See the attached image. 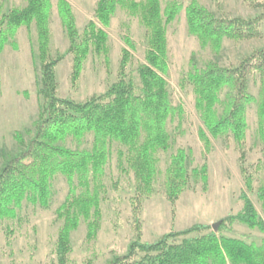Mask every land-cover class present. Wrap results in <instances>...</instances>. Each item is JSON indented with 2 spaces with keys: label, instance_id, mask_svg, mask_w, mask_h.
Segmentation results:
<instances>
[{
  "label": "rangeland",
  "instance_id": "1",
  "mask_svg": "<svg viewBox=\"0 0 264 264\" xmlns=\"http://www.w3.org/2000/svg\"><path fill=\"white\" fill-rule=\"evenodd\" d=\"M68 1L80 34L90 22L98 23L99 0ZM118 1L110 24H99L108 36L107 50L98 53L91 46L79 79L74 82V56L69 51L70 40L58 10L59 0H51L49 58L59 59L55 69L59 97L86 102L104 94L118 80L125 48L133 54L128 69L139 81L137 68L146 61L148 32L140 14L125 4L129 1ZM198 1L216 18L251 19L263 12L248 0ZM176 2L181 5V10L167 23L168 68L163 75L176 111L166 123L169 148L153 153L152 192L142 197L136 209V178L127 161L129 148L108 136L104 139L105 163L98 178L91 172L96 178L91 177L88 183H83L77 174L70 178L57 172L49 178L46 203L33 189L11 201L5 217L0 219V264H111L117 255L127 251L139 233L142 241L152 243L168 233L181 232L196 224L207 226L188 236L174 238V242L179 243L184 238L213 232V225L220 221L216 232L219 237L264 245V231L250 228L238 220H223L242 211L241 194L247 190L245 174L252 172L253 187L248 193L264 217L263 203L258 196L264 171L255 170L257 163L264 162L259 76L250 77L249 90L256 101L246 109L247 129L242 141H237L231 132L213 136L206 128L189 77L191 72L202 71L209 63L221 67L238 66L264 46V38H226L219 49L210 43L205 45L188 26L186 9L191 0H160L162 13L165 15ZM26 5L27 0H0V20L13 9ZM128 38L134 42V48L128 45ZM6 39L0 52V169L33 137L46 104L41 92L43 61L36 22L20 25L14 33H8ZM233 94L229 88L222 89L220 101L215 106L218 118L227 110ZM202 131L207 134L206 142L201 138ZM95 143V133L88 131L79 137L68 135L59 140L58 145L72 151L91 152ZM181 150L185 153L189 179L173 204L166 189V173L173 155ZM86 191L97 194V204L90 206L89 216H81L78 226L71 231L69 251L65 262H61L57 244L64 222L62 207L72 193L79 195ZM229 264L234 263L229 261Z\"/></svg>",
  "mask_w": 264,
  "mask_h": 264
},
{
  "label": "trees",
  "instance_id": "2",
  "mask_svg": "<svg viewBox=\"0 0 264 264\" xmlns=\"http://www.w3.org/2000/svg\"><path fill=\"white\" fill-rule=\"evenodd\" d=\"M125 3L139 13L148 32L146 61L137 68L139 81L128 66L132 58L129 48L123 50L118 80L104 94L94 96L86 102L61 98L57 94V60L49 58L51 0H27L24 8H15L0 20V52L8 33H14L20 25L37 24L41 69V92L46 98L36 131L23 150L10 157L0 169V219L4 218L8 206L15 197L33 189L44 203L48 200L49 178L62 172L70 178L77 174L80 182L88 183L91 177L99 176L105 163L104 139L111 136L129 148L127 161L136 178L137 197L135 208H139L142 197L152 192L155 178L153 153L157 149H168L170 137L166 123L176 109L171 104L169 89L164 74L168 68L167 23L181 10L179 3L168 9L167 19L161 11L160 0H144ZM263 12L254 18H216L198 0H191L186 9L190 32L205 44L219 49L224 39L247 40L264 38V0H248ZM118 0H99L96 21L85 28L83 34L77 29L76 17L68 0H59L58 10L70 40L69 51L74 56L73 80L77 82L90 47L96 52L107 50V33L101 25L110 24ZM128 45L135 44L129 38ZM257 74L260 79L259 112L264 120V46L252 52L238 66L221 67L209 63L202 71L189 74L197 96V108L206 128L213 136L231 132L237 141L245 138L247 129L246 109L256 101L250 93V77ZM229 88V106L218 118L215 106L220 101L222 89ZM88 131L96 135L91 152L72 151L58 145L68 135L82 136ZM201 138L207 141L205 131ZM264 171V162L255 169ZM255 171V172H256ZM96 174L95 176L93 174ZM253 174H245L247 190L241 194L244 207L238 215L223 219L238 220L250 228L264 231L262 217L248 190L253 187ZM95 177V178H96ZM183 150L173 155L166 173V189L173 204L188 184ZM264 208V181L258 191ZM97 204V194L72 193L61 210L63 225L57 244V254L65 262L69 251L70 233L78 226L80 217H88L91 205ZM196 224L181 231L171 232L155 242H145L141 233L133 240L124 254L117 255L111 264H264V245H249L228 237H219L216 232L203 236L184 238L174 242L177 236H188L206 229Z\"/></svg>",
  "mask_w": 264,
  "mask_h": 264
},
{
  "label": "water",
  "instance_id": "3",
  "mask_svg": "<svg viewBox=\"0 0 264 264\" xmlns=\"http://www.w3.org/2000/svg\"><path fill=\"white\" fill-rule=\"evenodd\" d=\"M220 224H221V221L218 222V223H215V224L213 225V229H214L215 232L218 231V229H219V225H220Z\"/></svg>",
  "mask_w": 264,
  "mask_h": 264
}]
</instances>
